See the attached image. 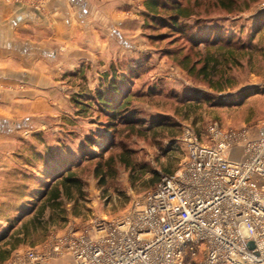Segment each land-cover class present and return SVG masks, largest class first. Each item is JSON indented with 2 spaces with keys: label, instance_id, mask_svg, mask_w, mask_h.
I'll return each mask as SVG.
<instances>
[{
  "label": "rangeland",
  "instance_id": "1",
  "mask_svg": "<svg viewBox=\"0 0 264 264\" xmlns=\"http://www.w3.org/2000/svg\"><path fill=\"white\" fill-rule=\"evenodd\" d=\"M143 1L135 7L136 25L129 20L121 40L112 37L110 59L85 62L80 75L65 76L69 82L62 88L63 106L36 118V127L17 132L10 151L0 153V235H6L0 248L10 250V264L15 260L23 264L28 250L42 260L47 253L65 252L59 240L83 234L93 220L126 214L153 188L154 176L178 169L186 156L188 134L211 143V125L235 130L224 127V121L240 120L263 107L264 0H233L230 10L216 0H179L194 9L186 20L192 25L189 36L210 35L207 43L199 44H195L199 39L192 43L190 37L170 32L161 39L150 38L164 29L146 27ZM216 33L219 42L212 45ZM220 44L230 53L213 51ZM210 53L218 60L215 69H207L211 84L196 69L186 68ZM184 56L189 58L186 65ZM110 63L128 76L131 73L119 101L130 96L125 121L133 114L134 127L122 122L115 124V131L106 129L107 117L95 105L77 114L72 104L78 92L97 86L99 74L108 72ZM196 64L195 68L201 65ZM227 96H235V101L226 98L221 104L220 97ZM87 135L93 136L95 145L85 147L81 159L79 147ZM126 151L133 168L119 160ZM68 167L80 179L81 190L61 193L39 212L44 186Z\"/></svg>",
  "mask_w": 264,
  "mask_h": 264
},
{
  "label": "built area",
  "instance_id": "2",
  "mask_svg": "<svg viewBox=\"0 0 264 264\" xmlns=\"http://www.w3.org/2000/svg\"><path fill=\"white\" fill-rule=\"evenodd\" d=\"M208 131V144L187 135L178 169L161 174L129 212L59 240L69 264H264V137L216 124ZM41 258L28 250L23 264Z\"/></svg>",
  "mask_w": 264,
  "mask_h": 264
},
{
  "label": "crops",
  "instance_id": "3",
  "mask_svg": "<svg viewBox=\"0 0 264 264\" xmlns=\"http://www.w3.org/2000/svg\"><path fill=\"white\" fill-rule=\"evenodd\" d=\"M142 1L0 0V153L10 151L17 132L36 127V118L63 106L65 76L80 75L85 62L110 59L112 37L120 41L129 20L136 25L135 7ZM263 120L264 105L240 120L226 119L223 126L261 138ZM241 147H234L233 158L242 156ZM260 184L264 187V179ZM9 257L0 264H10ZM70 261L62 251L47 253L39 264Z\"/></svg>",
  "mask_w": 264,
  "mask_h": 264
},
{
  "label": "trees",
  "instance_id": "4",
  "mask_svg": "<svg viewBox=\"0 0 264 264\" xmlns=\"http://www.w3.org/2000/svg\"><path fill=\"white\" fill-rule=\"evenodd\" d=\"M216 3L221 7L230 10L234 4L233 0H216ZM143 7L144 10L141 13L142 17L145 18L146 27L150 28L153 31H160V29H164L163 32H158L155 35L150 36V38H159L164 37V34L170 32L172 34L177 35H183L185 37L189 36V31L192 28V25L186 23V20H188L192 15H194V9L192 6H189L188 3L181 4L179 0H144L143 1ZM264 13V12H263ZM210 36V35H209ZM209 36L206 37H199V33L195 36L190 37V40L192 43L196 42V39L199 41L198 43H207L209 40ZM219 34H215L213 42L211 43L214 45L218 39ZM224 48V45L220 44L215 48L213 51H218L219 53H230L227 49ZM202 59V60H201ZM200 60H197L196 62H192L186 65V61L189 60L188 56H184L183 64L186 65V68L189 69V71H194L196 69L203 78H208L209 83H212V80L210 77V73H208L207 69H215L216 65L218 64L217 56L207 54L204 57H202ZM202 61V62H199ZM196 63H201V65L198 68L196 67ZM110 73V75H108ZM131 73H129V76ZM128 73L125 71H119L114 64L110 63L108 67V72H103L99 74L98 76V83L97 86L92 90H85L83 92H78L76 94V97L71 98L72 104L74 108L77 110V114L82 113L86 110V108H91L92 105H95L97 108V112H101L105 114L107 117V121L104 123L106 129L109 130H116V123H127L131 127L133 126V121H137L133 114L130 115L129 121H125L129 115H127L128 112L126 110L128 109V105L130 103V96H126L121 98L119 101V98L122 97L123 88L122 86L125 84V81L129 77ZM218 81V80H217ZM215 83H219L218 82ZM217 91H220V87H216ZM229 98L230 101H235V96H227V97H220L221 104L225 103V99ZM242 95L240 94L237 99L238 102L242 100ZM207 100H209L207 98ZM237 102V103H238ZM154 125H151L150 127H153ZM142 128V126H140ZM96 135V134H95ZM95 145V142L93 140V136L87 135L84 138V143L81 144L79 147L80 151V158H85V147L93 148ZM109 159V157H108ZM107 159V161H108ZM120 162L126 166L133 168L134 165L132 164L131 155L130 152H121L119 155ZM160 175L154 176L152 179V184H154L153 187L157 184L159 181ZM54 183L52 184H46L44 186V189L41 193L40 199H44L43 204H41L39 208V212L42 211L45 204L48 203H54L61 193H70L72 189H76L77 191L81 190V181L80 179L74 175V172L72 171L71 167H68L65 169V174L63 176H59L56 179L53 180ZM5 234L0 235V241H2L5 238ZM10 250H1L0 248V260H4L9 255ZM189 262L187 264H195V260L191 259L188 260Z\"/></svg>",
  "mask_w": 264,
  "mask_h": 264
},
{
  "label": "water",
  "instance_id": "5",
  "mask_svg": "<svg viewBox=\"0 0 264 264\" xmlns=\"http://www.w3.org/2000/svg\"><path fill=\"white\" fill-rule=\"evenodd\" d=\"M249 245H252L251 242H249Z\"/></svg>",
  "mask_w": 264,
  "mask_h": 264
}]
</instances>
